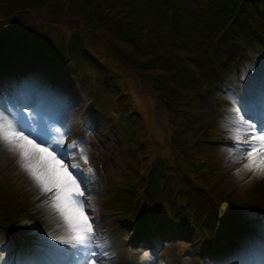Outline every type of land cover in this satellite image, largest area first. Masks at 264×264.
<instances>
[{
  "label": "rangeland",
  "instance_id": "rangeland-1",
  "mask_svg": "<svg viewBox=\"0 0 264 264\" xmlns=\"http://www.w3.org/2000/svg\"><path fill=\"white\" fill-rule=\"evenodd\" d=\"M111 1L120 9V13L113 19L101 20L93 25L90 30L96 34H92L89 39H86L88 45L90 47H100L103 44L102 40L108 37L106 31H104L105 33L101 31L107 29L112 38L111 43L115 50L119 51V57L121 58L126 56L144 59L145 55L152 53L155 49L156 64L162 76L157 77V79L153 76L145 78L139 73L130 76L127 73L125 75L119 68L108 67L105 60L101 62L106 68H101L100 66H94L92 62L68 58L69 64H73L78 68L89 67L95 72L93 79L89 80L86 85L89 97L93 101L91 106L93 110H96V115L106 123L111 133L116 134L118 140L115 143L114 136H109V143L115 146L118 152L117 160L121 158L120 163L117 162L120 169L115 166L112 171H104L103 168L97 166L100 180L94 176V182L98 184L95 198L100 203L101 219L103 222L106 221L104 215L101 214L106 211L101 199L105 198L106 193H110V183L117 180L119 173H121V180L118 185L114 183L113 190L129 191L141 185L146 195L154 193L158 196L159 193H173L175 188L167 183L173 179V175L169 174V170L174 168L179 169L188 178L187 183L189 182V186H183L187 193H208V190L218 193H230L223 190L227 191L235 187L234 193H238L237 184L240 181L239 179L246 177L247 172L241 171L240 177L236 180L234 176L233 181L231 174L221 179L216 171L219 172L222 169L234 167L246 154L242 157L235 147L234 150L230 149L228 152L226 150L232 163L226 164L224 160L218 162L221 156H217L215 146L211 144L216 140L214 141L213 134L209 133L212 130L215 131V129L210 128L213 125L212 119L199 121L196 125L193 124L191 128H188L192 121L198 118V115L201 120L208 119L213 109L199 101L194 103L197 94H199L197 88L201 87L203 82H200L196 88L191 83V79L196 76L198 81H201L202 72L197 66L199 76L195 72L196 69L187 62V58L193 57L198 63L201 62L200 58L181 54L175 49V46L181 45L185 47L182 50L183 52L189 51V47L181 41L185 30L183 26L177 23V21L185 18V13L168 14L162 4L166 0ZM138 5H142L143 8H139ZM100 11H103L101 4L93 6L84 4L75 9V15L71 18L74 21L70 22V25L71 28H77V30H72L68 37L75 48L81 47L79 41L81 33L77 27V20L92 12ZM56 13L58 12L56 11ZM141 13L145 16V27L143 23L137 20L138 15ZM54 16L65 19L58 15ZM122 16H125L124 20ZM166 21L167 23H165ZM197 21L198 18H196L195 24ZM82 22L80 21V23ZM67 29L65 25L62 27V31ZM154 34L157 39L153 41ZM52 36L53 32L51 30L44 31L41 29L40 38L42 40L52 41ZM185 37H187L186 41L188 40L190 43H193L194 40L193 47L199 51L206 52L208 50L209 45H206L208 39H201L196 30L190 28ZM89 46H85V48L91 51ZM212 61L213 58L205 66H209ZM120 65L127 68L123 59L120 61ZM203 72L206 78L210 80L206 84L204 82L205 89L208 85H214L215 81L210 76L213 72L212 68L204 69ZM84 81H87V79ZM221 96H224V94L221 93ZM211 104L212 107L219 105L218 101L215 100L211 101ZM191 106L195 110L191 111ZM218 120L222 121L223 119L218 118ZM106 125L104 124V126ZM218 126L219 130L223 128L222 124ZM152 128L157 130L158 136H154ZM101 130L102 134L99 137L104 138L108 132L106 128ZM205 132L208 133L204 136ZM95 140H97V137H95ZM112 151L113 149L107 146L100 150V147L96 144H91L85 154L91 161H96V159H99L100 153L103 152L101 162L105 164L107 160L115 161ZM211 153L214 155L212 158L209 156ZM16 155V153L8 150L3 143H0V179L8 174L15 175L20 182L24 179L20 175L25 172L21 171L20 165H17L19 157H16ZM210 183H213V185H210ZM27 185L30 191L36 189L32 181L29 184L26 181V187ZM245 185L250 186V184ZM245 185L242 186L243 189H245ZM32 193H23L25 194L23 199L29 198ZM244 195V199L248 200L249 193ZM159 200L160 198H158ZM53 224L57 225L59 223L53 222ZM106 227L108 230L110 229L109 224ZM188 245L187 242L176 246L173 243L172 250L168 254L169 264H197L195 256L197 249L191 245L188 254H183L177 258V251L173 253L176 247L179 246L180 248ZM174 246L175 248H173ZM152 250L155 253H151L155 256V264H164L157 262V259L161 260L163 258L161 252H158L156 247H152ZM208 264H212L211 258Z\"/></svg>",
  "mask_w": 264,
  "mask_h": 264
},
{
  "label": "snow or ice",
  "instance_id": "snow-or-ice-1",
  "mask_svg": "<svg viewBox=\"0 0 264 264\" xmlns=\"http://www.w3.org/2000/svg\"><path fill=\"white\" fill-rule=\"evenodd\" d=\"M241 84L240 93L232 98L233 107L228 109L233 117L231 138L241 156L247 157V163L236 174L247 170L264 178V64L258 68L253 64L241 77ZM6 87L7 91L0 85V143L18 155V164L35 188L49 195L41 207L46 206L49 218H55L63 228L61 235L51 231L44 235L39 226L30 230L38 248L45 253L32 264H66L62 257L68 252L73 264H97L98 261L103 264L102 258L108 256L104 251L108 241L97 234L95 220L89 214L92 206L88 203L90 197L85 195L86 174L80 172L76 176L69 171V165L64 164L56 151V146L63 142L51 138L53 131L63 136L68 130L55 128L54 120L40 115V103L34 97H41L43 93L34 81H12ZM81 159L88 162L86 154ZM71 168L78 170L76 164ZM92 171L88 169V173ZM256 228L261 250L251 264H264V216L259 218ZM0 261L9 264L3 249H0ZM229 264H242L240 256L229 258Z\"/></svg>",
  "mask_w": 264,
  "mask_h": 264
},
{
  "label": "trees",
  "instance_id": "trees-1",
  "mask_svg": "<svg viewBox=\"0 0 264 264\" xmlns=\"http://www.w3.org/2000/svg\"><path fill=\"white\" fill-rule=\"evenodd\" d=\"M1 2H4V1L1 0L0 3ZM221 3L222 4L219 5L220 10L217 11V12L215 10L218 7L217 4H212L210 6L209 14H210V17H211L210 19L211 20L208 23L211 26L223 24L225 22V19H226L225 18V14L226 13H231L232 10L234 9L235 5H236V2L233 3V4H231V5L227 4V3H229V1L228 2L221 1ZM7 4H8V1H7ZM237 9H240V8L237 7ZM220 11H222V12H220ZM227 11H229V12H227ZM230 17L232 18V17H234V15H230ZM263 25H264V22H263ZM209 206L208 205H205L204 208H200V209L198 207V210L196 212V215H198V212L200 213L201 211H203V212H205V219H208V217H209V211H210ZM208 223H210V222L208 221ZM213 223H215V222L213 221ZM213 232H214V230H213ZM222 234H224V233L223 232H219V233L216 232V238L220 239V237L222 236Z\"/></svg>",
  "mask_w": 264,
  "mask_h": 264
},
{
  "label": "bare ground",
  "instance_id": "bare-ground-1",
  "mask_svg": "<svg viewBox=\"0 0 264 264\" xmlns=\"http://www.w3.org/2000/svg\"><path fill=\"white\" fill-rule=\"evenodd\" d=\"M152 130H153L154 136H158L159 135L158 132H157V130L155 128H152ZM60 148L61 149H64L65 147L64 146H60Z\"/></svg>",
  "mask_w": 264,
  "mask_h": 264
}]
</instances>
